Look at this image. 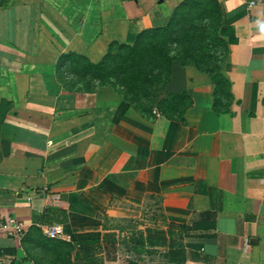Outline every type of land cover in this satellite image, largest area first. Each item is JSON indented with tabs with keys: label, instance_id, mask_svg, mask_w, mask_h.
Masks as SVG:
<instances>
[{
	"label": "crops",
	"instance_id": "0c3cea01",
	"mask_svg": "<svg viewBox=\"0 0 264 264\" xmlns=\"http://www.w3.org/2000/svg\"><path fill=\"white\" fill-rule=\"evenodd\" d=\"M184 1L0 0V225H23L0 228V264H264V3L216 0V93L172 62L166 93L192 99L181 121L75 83L61 59L100 63Z\"/></svg>",
	"mask_w": 264,
	"mask_h": 264
},
{
	"label": "trees",
	"instance_id": "16d2710c",
	"mask_svg": "<svg viewBox=\"0 0 264 264\" xmlns=\"http://www.w3.org/2000/svg\"><path fill=\"white\" fill-rule=\"evenodd\" d=\"M208 7L213 10L206 9ZM211 11L217 18V27L208 31L203 22L212 18ZM220 22L216 0H186L174 12L166 27L144 31L132 44H112L100 63L92 64L73 53L63 55L61 59L69 61L72 58V66L82 62L88 68L87 72L104 73V77L102 74L98 78L112 79L111 85L143 116L152 118L160 114L181 121L192 105V99L185 92L166 93L165 85L170 77L172 62L176 60L181 65H193L207 73L215 93L220 85H227L219 71V64L226 53V44L218 31ZM172 43L178 45L175 56L171 55ZM158 90H162L161 95ZM89 236L98 237V234Z\"/></svg>",
	"mask_w": 264,
	"mask_h": 264
},
{
	"label": "rangeland",
	"instance_id": "374dc122",
	"mask_svg": "<svg viewBox=\"0 0 264 264\" xmlns=\"http://www.w3.org/2000/svg\"><path fill=\"white\" fill-rule=\"evenodd\" d=\"M211 7V6H210ZM206 8L208 10H213V8ZM212 18L211 19H207L204 20L205 22H203V25H206V29L208 31H210L211 28L217 27V18L215 17V14L212 13ZM176 46H178L176 43H172L171 47L173 49V51L171 52V55L175 56L177 51H176ZM88 68L86 67V65L82 62L77 63V65H74L72 67L69 68L68 70V74H70L72 77V80L76 83H78L79 85H83V86H89L91 84L94 83V85H104V84H111L112 79L110 80H105L104 78H98L99 76H101L103 74V77L105 76L104 73H101V71L96 72L93 70H90L89 72H87ZM87 72V73H86ZM104 79V80H103ZM164 89V88H163ZM162 89V90H163ZM162 90H158L159 95L162 94ZM157 95L155 93V97L157 98ZM151 100V99H149ZM147 104L150 105V101H147Z\"/></svg>",
	"mask_w": 264,
	"mask_h": 264
},
{
	"label": "built area",
	"instance_id": "2783aa9c",
	"mask_svg": "<svg viewBox=\"0 0 264 264\" xmlns=\"http://www.w3.org/2000/svg\"><path fill=\"white\" fill-rule=\"evenodd\" d=\"M247 4V9L251 10L255 6L264 3V0H245ZM0 228L8 233L12 238L20 239L23 234V225L22 222L17 220L14 217L8 218L5 222L0 225ZM63 228L60 224L50 225L46 231L45 235L50 240H57L62 236ZM25 264H36L33 261H29Z\"/></svg>",
	"mask_w": 264,
	"mask_h": 264
}]
</instances>
